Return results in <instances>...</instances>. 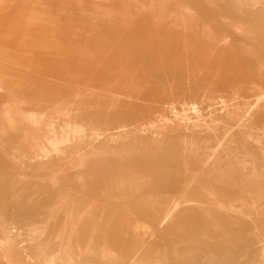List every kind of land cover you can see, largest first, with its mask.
Wrapping results in <instances>:
<instances>
[{
  "label": "rangeland",
  "instance_id": "rangeland-1",
  "mask_svg": "<svg viewBox=\"0 0 264 264\" xmlns=\"http://www.w3.org/2000/svg\"><path fill=\"white\" fill-rule=\"evenodd\" d=\"M263 36L264 0H0V61L19 54L25 65L4 72L3 81L25 115L62 111L63 124L81 114L84 123L107 124L109 135L120 126L151 130L171 122L165 143L154 146L149 136L126 143L127 156L104 142L86 143L49 169L24 170L0 149V264H8L1 259L7 251L12 264H257L264 217L253 234L251 225L222 213L221 193H200L198 152L218 150L215 162L234 164L230 170L240 169L235 163L251 170L255 162L258 177L247 182L260 198L246 201L264 212ZM2 92L0 110L10 96ZM212 107L237 109L252 138L231 121L233 137L220 149L209 133L184 149L183 116L193 129L199 119L209 122ZM109 135L102 132L104 140ZM18 156L27 160L25 151ZM50 173L69 176L68 196ZM189 180L188 198L209 213L182 206L160 229L166 211L187 199ZM109 197L113 202L103 200Z\"/></svg>",
  "mask_w": 264,
  "mask_h": 264
},
{
  "label": "bare ground",
  "instance_id": "bare-ground-1",
  "mask_svg": "<svg viewBox=\"0 0 264 264\" xmlns=\"http://www.w3.org/2000/svg\"><path fill=\"white\" fill-rule=\"evenodd\" d=\"M178 2L179 0H176V3ZM234 2L236 4L240 3L238 1ZM187 12H189L188 14L193 15L192 9H188ZM159 19L158 22H160ZM185 29H187V27H185ZM51 42L54 43L55 40H51ZM51 42L49 44H51ZM4 52L5 51L3 49H0V55H3ZM24 67V60L20 58L19 54L13 56L11 55L9 57L7 56L6 61H0V92L6 91L10 95L8 96V101L2 105V109L0 110V149L5 155H7L8 158H10L15 164L19 165L22 169H41L43 167L49 169L52 167V160L58 159L63 161L69 152L71 157L75 158L79 153V147H85L86 143H92L91 145H93L94 143L97 144L100 142H104L111 145L110 147L111 149H113L114 153H120L123 155L126 154L123 148L126 143L136 146L144 137L149 136L150 143L154 146L158 145L159 143H165V127L171 125V122L168 119H165L166 122L161 126L152 125L151 130L137 127L135 131H131L126 126H120L116 129V134L109 135L108 132H110L111 129H107V124L103 126L95 125L93 119H88V121L84 123L85 120L81 118V114H76V121H70L69 119H66L63 124L58 123V120L63 119V117L65 116V113L62 111L58 112V116L56 117L48 116L44 112H38L37 110H35L37 112H32V114L30 115H25L18 107L20 104L19 101L12 97L7 84L3 81L4 72L8 70L20 71ZM261 94V100H263L264 93L262 92ZM33 107L35 109L41 108L37 103H34ZM79 117L81 118L80 120ZM182 120L184 121L182 126L186 134V138L183 139L181 144L186 150H191V147L199 145V138L208 133L211 135L213 141L216 142L218 149H220L221 147H223L222 141L223 139H225V137H233L232 133L230 132L231 127L228 123L231 121L235 122L240 134H248L247 131L249 130V122L242 121L241 115L238 113L237 109H234L233 111L226 110L221 112L217 108L212 107L209 122L199 119L198 122L192 127L193 129H191L190 124L187 123L188 119L186 115L183 116ZM25 122H28V124L31 126L30 131L25 130ZM21 125L22 128L20 129L19 127ZM86 126H90L89 132H86ZM102 132H104V134H107V136L109 135L110 139L104 140L102 138ZM17 134L20 135V140L18 142L19 144H17L16 146L11 144L8 145L6 143V139ZM88 135H91L93 138L89 137V139ZM111 136L113 137V139H111ZM248 136L250 139L252 138L251 133L248 134ZM188 144L191 147L187 146ZM233 146L229 144L226 148L223 149L227 152V157H230L232 155L230 151L234 148ZM258 146L260 147V149L263 148L261 140L259 141ZM19 151L26 152V161L19 160ZM192 151L194 152V150ZM217 151L218 150H211L209 147H206L198 152L202 156V176L205 177L204 180L201 179V181L198 182L200 184L198 191L200 193L211 192L210 196H214L218 192L221 193L225 201L224 203L220 202L219 204L222 213L225 216L238 217L244 223L251 225L252 233L257 234L259 230L257 220L258 218L264 217V212H262V210H260V207L256 204H254L252 209H250V207L247 206L246 201L249 198H260L256 194H254L251 189H249L247 182V178L250 175L255 178L258 177V171L256 170L257 168L255 166V162H252L251 170L247 165L244 166L246 170H242L241 168L243 167L242 165H239V163H235L236 167L240 168L239 170H230L234 164L225 163V165H221L219 162H215L218 160V156L216 153ZM194 154H196V152H194ZM125 156H127V154ZM69 164L70 163H68L67 165ZM60 166L63 169V165L60 164ZM64 168H67V166H65ZM215 174L217 175L215 176ZM50 175L52 176L51 179H53L54 187H57L58 189L62 188L64 190L63 192L67 196L68 193L72 192L69 184L67 183V180L70 178L66 173H64L62 178L58 177L56 173H50L49 176ZM63 178L65 179L62 180ZM215 180L217 181V183H219L218 188H216L217 186L215 185ZM193 184H195V181L193 180H189L185 184L184 195H186L187 199H185V201L183 202H175L166 211V219L164 218L161 220L162 222L159 225L160 229H162L165 221L171 218L174 219L173 215L178 213L181 210L182 206L192 208L195 207L202 212L209 213V210H207L206 205L203 201L188 198V196L194 189H192ZM216 189L217 191H215ZM232 194H237L236 200L235 196L233 200L231 199ZM240 194L243 195L238 197ZM62 196L63 195H61V197ZM103 200L113 202L114 199L113 197H109L107 199L103 198ZM254 216L256 217L254 218ZM69 220L70 226H75L74 222H72V216L69 217ZM215 222L218 225L222 224V220L220 219H216ZM169 223L171 225V222ZM258 244L260 254L258 257L259 260H256V262L257 264H264V238L260 239L259 237ZM4 245H8V243H4ZM11 253V251H7V253L3 257H1L2 261L8 264H12L11 259L13 256Z\"/></svg>",
  "mask_w": 264,
  "mask_h": 264
}]
</instances>
